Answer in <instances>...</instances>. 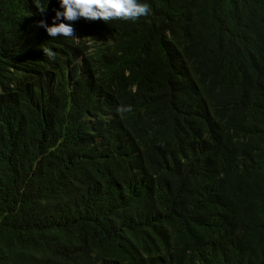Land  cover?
Masks as SVG:
<instances>
[{"label":"trees","instance_id":"1","mask_svg":"<svg viewBox=\"0 0 264 264\" xmlns=\"http://www.w3.org/2000/svg\"><path fill=\"white\" fill-rule=\"evenodd\" d=\"M141 2L0 0V264H264V0Z\"/></svg>","mask_w":264,"mask_h":264},{"label":"clouds","instance_id":"2","mask_svg":"<svg viewBox=\"0 0 264 264\" xmlns=\"http://www.w3.org/2000/svg\"><path fill=\"white\" fill-rule=\"evenodd\" d=\"M59 7L54 9L55 16L52 23L48 24L46 19H41L38 24L46 29L50 37L62 36L64 38L75 37L74 22L83 18L86 20H103L110 23L113 20L136 21L149 13V5L141 0H58ZM37 10L40 14H45L47 7L37 3ZM45 56L55 59L54 52L44 47ZM123 106L117 108L123 113Z\"/></svg>","mask_w":264,"mask_h":264}]
</instances>
